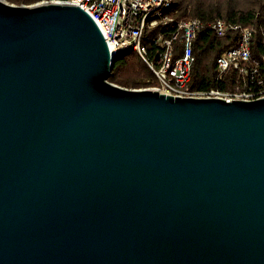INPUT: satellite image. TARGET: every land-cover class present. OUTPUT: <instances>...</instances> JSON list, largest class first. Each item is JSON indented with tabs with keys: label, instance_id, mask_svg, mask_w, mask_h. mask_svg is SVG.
Instances as JSON below:
<instances>
[{
	"label": "water",
	"instance_id": "water-1",
	"mask_svg": "<svg viewBox=\"0 0 264 264\" xmlns=\"http://www.w3.org/2000/svg\"><path fill=\"white\" fill-rule=\"evenodd\" d=\"M82 8L0 0V264H264V98L108 82Z\"/></svg>",
	"mask_w": 264,
	"mask_h": 264
},
{
	"label": "built area",
	"instance_id": "built-area-1",
	"mask_svg": "<svg viewBox=\"0 0 264 264\" xmlns=\"http://www.w3.org/2000/svg\"><path fill=\"white\" fill-rule=\"evenodd\" d=\"M44 3L82 8L95 21L103 34L111 58L136 52L149 66L158 86L149 90L174 98H219L227 102L252 101L264 98V57L254 62L252 57L253 29L239 24L215 19L205 23L199 19L173 24L167 12L173 0H48ZM171 28L166 36L155 40L158 46L156 65L147 60L143 39L147 30ZM209 29L216 38L236 35L234 46L217 59L216 84L230 70L236 72L238 83L232 93L219 88L205 92L191 90L192 67L194 65V42L198 33ZM177 45L179 48H177ZM181 54L176 57L177 51Z\"/></svg>",
	"mask_w": 264,
	"mask_h": 264
},
{
	"label": "trees",
	"instance_id": "trees-1",
	"mask_svg": "<svg viewBox=\"0 0 264 264\" xmlns=\"http://www.w3.org/2000/svg\"><path fill=\"white\" fill-rule=\"evenodd\" d=\"M15 6H34L48 0H5ZM173 24L199 19L205 23L215 19L239 24L253 29L252 57L259 62L264 57V0H173L171 9L167 12ZM171 28H155L147 30L143 46L147 52V60L156 65L158 46L155 40L166 36ZM236 35L229 34L216 38L209 29L201 30L194 42V65L192 67L191 90L205 92L219 88L222 92L232 93L238 83L236 72L230 70L226 77L217 85V59L224 51L234 46ZM177 48L179 46L177 45ZM181 52L178 50L176 57ZM108 82L118 87L130 90L150 89L158 86L155 75L149 66L136 52H128L116 56Z\"/></svg>",
	"mask_w": 264,
	"mask_h": 264
},
{
	"label": "rangeland",
	"instance_id": "rangeland-1",
	"mask_svg": "<svg viewBox=\"0 0 264 264\" xmlns=\"http://www.w3.org/2000/svg\"><path fill=\"white\" fill-rule=\"evenodd\" d=\"M3 1H5V0H3ZM6 2V1H5ZM7 3V2H6ZM9 4V3H8ZM11 5V4H10ZM15 6V5H14ZM121 88V87H120ZM124 89V88H123ZM127 90H130V89H127ZM144 90V89H143Z\"/></svg>",
	"mask_w": 264,
	"mask_h": 264
},
{
	"label": "bare ground",
	"instance_id": "bare-ground-1",
	"mask_svg": "<svg viewBox=\"0 0 264 264\" xmlns=\"http://www.w3.org/2000/svg\"><path fill=\"white\" fill-rule=\"evenodd\" d=\"M115 58V57H114Z\"/></svg>",
	"mask_w": 264,
	"mask_h": 264
}]
</instances>
